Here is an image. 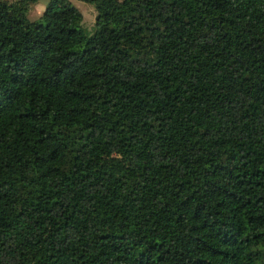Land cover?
Listing matches in <instances>:
<instances>
[{"label":"trees","instance_id":"obj_1","mask_svg":"<svg viewBox=\"0 0 264 264\" xmlns=\"http://www.w3.org/2000/svg\"><path fill=\"white\" fill-rule=\"evenodd\" d=\"M0 0V264H264V0Z\"/></svg>","mask_w":264,"mask_h":264},{"label":"rangeland","instance_id":"obj_2","mask_svg":"<svg viewBox=\"0 0 264 264\" xmlns=\"http://www.w3.org/2000/svg\"><path fill=\"white\" fill-rule=\"evenodd\" d=\"M14 1V0H10ZM76 5L84 14V27L88 34H92L97 29V8L94 3L86 0H67ZM50 0H37L34 2L28 11L30 20L37 19L46 9Z\"/></svg>","mask_w":264,"mask_h":264}]
</instances>
